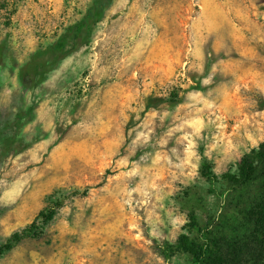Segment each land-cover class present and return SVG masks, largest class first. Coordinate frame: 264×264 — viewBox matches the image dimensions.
<instances>
[{
    "label": "rangeland",
    "instance_id": "1",
    "mask_svg": "<svg viewBox=\"0 0 264 264\" xmlns=\"http://www.w3.org/2000/svg\"><path fill=\"white\" fill-rule=\"evenodd\" d=\"M96 1L0 0V264H264V0Z\"/></svg>",
    "mask_w": 264,
    "mask_h": 264
},
{
    "label": "trees",
    "instance_id": "2",
    "mask_svg": "<svg viewBox=\"0 0 264 264\" xmlns=\"http://www.w3.org/2000/svg\"><path fill=\"white\" fill-rule=\"evenodd\" d=\"M108 4V0H97L94 4V9L89 13L87 23H82L78 25L77 30L81 32L86 27L90 26L96 19H98L104 11L105 6ZM259 158H264V142L261 143L258 148H254L250 153H247L242 160V167L246 172V180H250L252 174L255 171L256 161ZM263 201L260 206H258L257 213V224L264 231V193H262ZM55 215V210L48 212L47 214L42 212L39 217H42L44 223L50 221ZM31 227L13 234L8 241L0 247V254H4L7 251L12 250L18 243H20L23 239L27 237H31L34 234ZM29 230V231H28ZM206 249H202L200 252L196 253L197 261H202L206 254ZM226 259L223 262H219L218 264H238L236 258V252L232 255L227 254Z\"/></svg>",
    "mask_w": 264,
    "mask_h": 264
}]
</instances>
